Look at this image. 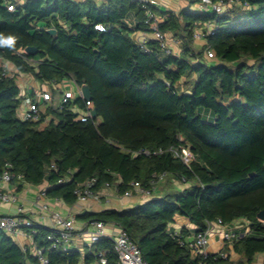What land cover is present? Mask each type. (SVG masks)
Returning a JSON list of instances; mask_svg holds the SVG:
<instances>
[{"label":"trees","instance_id":"trees-1","mask_svg":"<svg viewBox=\"0 0 264 264\" xmlns=\"http://www.w3.org/2000/svg\"><path fill=\"white\" fill-rule=\"evenodd\" d=\"M146 9L155 15L139 0H0V33L17 38L14 48H0V57L39 81L87 84L96 110L81 121L69 108L49 107L40 121H25L18 116L17 77L0 74V175L8 169L16 191L42 186L47 198L67 205L92 178L94 191L108 184L118 194L132 181L150 189L152 175L162 172L175 183L185 178L190 190L163 187L132 207L84 210L75 219L123 229L146 264H255L257 255L264 264V219L257 217L264 210V0H240L221 14L163 12L158 29L180 44L178 54L165 53L153 39L147 50L137 44L136 32L151 31ZM207 24L214 64L205 62L203 46L193 47L195 29ZM26 47L36 51L24 60L17 52ZM72 103L84 106L79 97ZM178 145L189 147V167L165 151ZM143 149L151 154H134ZM175 216L193 226L181 229L183 236L217 218L242 219L246 232L221 249L238 258L193 254L170 231ZM33 227L34 241L53 263L92 264L102 252L107 264H116L112 238H99L80 256L74 248L48 249L51 228ZM0 264L38 262L0 229Z\"/></svg>","mask_w":264,"mask_h":264},{"label":"built area","instance_id":"built-area-1","mask_svg":"<svg viewBox=\"0 0 264 264\" xmlns=\"http://www.w3.org/2000/svg\"><path fill=\"white\" fill-rule=\"evenodd\" d=\"M142 3H147V0H139ZM203 9H206L208 12H214L217 14L223 13L231 4H240V0H196ZM7 9L9 11L14 10V5L7 4ZM244 8H248V4H243ZM146 23L150 24L151 31L136 32L134 38L137 44L143 49L147 50V43L150 39L156 40L165 53H171L170 47L168 45L167 38L165 34L159 31L158 29V19L150 9L145 11ZM98 29L102 27L96 26ZM213 29V26L207 29L197 28L194 31L193 38L194 40L201 41L203 46V56L206 59H211L214 57L212 50L210 49L209 44L206 41L205 36L210 33ZM25 50H18L17 54L20 55L24 60L26 58L23 56ZM30 62V60H27ZM8 61L0 57V74L2 76H16L18 79V84L21 92V118L25 121L37 122L42 118L43 113L47 111L50 107L52 109H66L69 108L73 112L77 113V119L85 121L87 118L91 117L90 109V100H84L80 90V86H77L72 80L73 90L65 89L63 85L59 83H51L52 88L57 89V94H54L50 87L45 90L40 89H27L23 91V74L14 70L10 67ZM12 65V64H11ZM54 95H57L54 97ZM81 98L84 101V106L80 107L73 104L72 102L76 98ZM55 100L57 102H55ZM164 150L159 149L152 153L163 152ZM165 151L171 153L174 158L179 159L186 166H190L193 155L188 146L178 145L171 146ZM134 154H144L149 156L151 152L149 150L143 149L135 152ZM50 168L55 169L53 164L50 165ZM168 174L166 172L158 173L152 175L151 178V188L145 189L141 186L139 182L132 181L129 183V188L122 194L117 193V188L113 187V194L104 193L102 190L94 191L92 186L95 183V178L89 179L81 184H79L75 190L74 194L76 196L75 202L72 204V208L78 213L85 210V206L90 201L102 202L107 205L111 203V200L115 197H134L140 196L148 198L156 190L157 185L162 182ZM11 179V174L8 169H4L0 175V183L9 184ZM66 179H60L59 182L65 181ZM181 184L186 185L188 181L185 178H181ZM106 188L111 187L106 184ZM104 187V188H105ZM40 198H45L44 191L40 190ZM59 200V199H55ZM0 204H16V213L14 215H2L0 214V229L5 231L11 237L21 233L24 237L30 238L29 246L25 244H20V248L24 251L27 248L30 250L31 254L36 258L38 264H70L67 263H53L48 258L46 254V249L43 246H39L33 239V233H35L34 224L35 222L26 215L25 207L20 203L19 197L15 192H6L0 189ZM37 207L39 208L40 213L47 214L51 221V231L46 235V240L48 241V249L61 247L62 250H67L70 248L69 240L72 237L73 232L75 231V215L68 214L62 215L57 211H51L47 203H38L36 202ZM91 229L86 230L90 237V243L95 242L101 237L105 236L103 229L105 223L102 221H91L87 224ZM86 228V227H85ZM237 228H240L237 230ZM246 223L236 220L232 223H224L220 218H217L214 221H208L206 223V229L199 232H190L188 235L183 236L181 231H173V235L179 238V242L182 245H185L193 254L195 255H206L207 245L209 243V233L215 229H219L222 242L224 244L230 243L233 239L241 235V232H246ZM113 240V248L117 253L116 264H146L140 254V251L134 241L130 239L127 233L119 228L117 234L114 237H109ZM224 246V245H223ZM222 249V248H221ZM219 253L223 257H227L231 252L221 251ZM216 253V252H215ZM92 264H107L106 257L102 252L97 254V259Z\"/></svg>","mask_w":264,"mask_h":264},{"label":"crops","instance_id":"crops-1","mask_svg":"<svg viewBox=\"0 0 264 264\" xmlns=\"http://www.w3.org/2000/svg\"><path fill=\"white\" fill-rule=\"evenodd\" d=\"M75 2H80L83 0H73ZM104 0H95L97 4H102ZM147 3L149 6L153 9L155 12V15L158 19V21H162L163 19V12H172L174 14H179L182 10L189 11V12H208L206 9H203L200 4L196 0H147ZM237 8V4H231L227 9L228 11L230 9L234 10ZM239 12H232V16H236ZM212 25L207 24L204 25L203 29L210 28ZM168 45H174L176 43V40L172 38L171 34H165ZM10 67L13 66L10 64ZM23 74L24 80H23V91L27 89H40L45 90L48 88L51 83L49 82H43L36 80L34 77H32L30 74L21 73ZM22 92V90H21ZM173 183L175 181L173 180ZM177 186V185H176ZM175 186V187H176ZM188 184L183 185V188L187 187ZM113 186L109 188H103L102 192L113 194ZM178 188V189H183ZM0 189L6 192H15L17 193V196L19 197L20 203L23 204L26 210V215L30 217L36 224H40L45 227L51 226L50 218L47 214H42L39 211V208L36 205V202L38 203H47L49 206V209L51 211H57L62 215H68V214H74L76 215L78 212L72 208V205H67L61 200H55L51 198H40L39 192L42 189V186H30L28 184L23 185L22 189L20 191L15 190V186L12 183L9 184H2L0 183ZM160 188H156V190L152 193V195L148 198L140 197V196H134V197H118L113 198L111 200L110 204H103L102 202H96V201H90L85 206V210L88 211H98L103 208L109 207V208H115V209H125L132 207L134 205H137L139 203H142L143 201L154 197L159 196L162 192H160ZM160 193V194H159ZM16 204H0V214L2 215H14L16 213ZM88 223L79 221L75 219V231L72 234V237L69 240V246L70 248H74L78 250L80 253V256L83 255L85 249H87L88 246H90V237L86 230L91 229L90 226H87ZM86 227V228H85ZM170 231H181V229L184 230H193V226L183 217L181 216H175L172 223L169 225ZM119 230V227L114 224H105V227L103 229V233L105 236L108 237H114ZM14 241L20 245L25 244L29 246L30 238L24 237L21 233L15 235L12 237ZM224 243L222 242L221 234L219 229H215L212 232L209 233V243L207 245L206 251L207 253H215L219 249L223 247ZM232 255V251H231ZM258 256V255H257ZM77 264H83L80 260Z\"/></svg>","mask_w":264,"mask_h":264},{"label":"rangeland","instance_id":"rangeland-1","mask_svg":"<svg viewBox=\"0 0 264 264\" xmlns=\"http://www.w3.org/2000/svg\"><path fill=\"white\" fill-rule=\"evenodd\" d=\"M173 38V37H172ZM193 47L194 49L197 51V50H202V42L201 41H197V40H194L193 39ZM170 50L172 53H175V54H178L180 52V44L176 41V43L174 45H170ZM206 63L208 64H214L215 63V59L214 58H211V59H204ZM249 63H251V61L249 60L248 61ZM60 85H63V87L67 90L71 89L73 90V83L71 82L70 79H66L62 82L59 83ZM50 89H52V91L54 92V94H57V89L56 88H52V85L49 86ZM57 95H54V97H56ZM55 102H57L55 100ZM21 115V110L19 108V111H18V116L20 117ZM45 125V123H42L41 126ZM167 184V185H166ZM177 185V186H176ZM171 187L172 189H178V188H183V185L181 183H173V180L172 178L170 177H166L162 182H160L156 188H160L161 187V190L160 192H163V187ZM176 186V187H175ZM187 189L190 190V187H186ZM170 190V189H169ZM181 190V189H180ZM160 194V193H159ZM240 222H243L242 219L239 220ZM240 228H237V230H239ZM232 258L234 260H236L238 257L236 255H232ZM262 261V256L261 255H258L256 256L255 258V264H260Z\"/></svg>","mask_w":264,"mask_h":264},{"label":"water","instance_id":"water-1","mask_svg":"<svg viewBox=\"0 0 264 264\" xmlns=\"http://www.w3.org/2000/svg\"><path fill=\"white\" fill-rule=\"evenodd\" d=\"M47 32L50 33V34H55V30L54 29H48ZM35 51H36V49L33 48V47H26L25 48V52L27 54H33V53H35ZM80 90H81L82 97H83L84 100H91V94H90V90H89V87H88L87 84H82L80 86ZM90 113H91V117L94 118L96 116V110H95L94 107H91ZM257 217L260 220H263L264 219V210L260 211L258 213Z\"/></svg>","mask_w":264,"mask_h":264},{"label":"clouds","instance_id":"clouds-1","mask_svg":"<svg viewBox=\"0 0 264 264\" xmlns=\"http://www.w3.org/2000/svg\"><path fill=\"white\" fill-rule=\"evenodd\" d=\"M16 36L8 35L0 33V48H14L16 44Z\"/></svg>","mask_w":264,"mask_h":264}]
</instances>
